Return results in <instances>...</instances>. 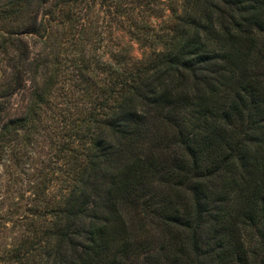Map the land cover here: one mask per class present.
I'll use <instances>...</instances> for the list:
<instances>
[{"label": "trees", "instance_id": "trees-1", "mask_svg": "<svg viewBox=\"0 0 264 264\" xmlns=\"http://www.w3.org/2000/svg\"><path fill=\"white\" fill-rule=\"evenodd\" d=\"M96 8L142 58L118 45L85 56L75 38ZM51 26L77 45L68 114L55 103L61 64L24 39ZM45 143L50 159L13 179L33 228L20 264H134L141 220L162 242L144 264H264V0H0L7 176Z\"/></svg>", "mask_w": 264, "mask_h": 264}, {"label": "rangeland", "instance_id": "rangeland-1", "mask_svg": "<svg viewBox=\"0 0 264 264\" xmlns=\"http://www.w3.org/2000/svg\"><path fill=\"white\" fill-rule=\"evenodd\" d=\"M48 7L49 6H47L46 9H48ZM105 12V8L101 10L96 8L93 13H88L89 15L86 16V19L89 18L87 27L83 28V34L81 37L75 38L76 41L79 39V43H84V46L87 47L88 52L85 56L89 57V49L96 51L100 56H104L103 52L108 51L110 47H117L118 45L122 49L131 52L135 57L142 58V47L134 44L129 35H126L125 37L122 34L115 35L114 37L110 36V30L107 27L108 19L103 21L106 14ZM155 19L156 18H154L150 24L155 25ZM147 23V15L137 19V24L141 26ZM50 29L48 39L47 34L43 32L24 36V39L28 43L33 57H47L49 60L61 64L60 75L56 82L59 90L58 93L60 92L59 94L61 97L58 98L55 103H58L59 109L68 114V110L69 112L72 111L70 108L75 106H73L74 96H71L72 94H70L72 92L70 85L72 86L75 83V80H72V74L75 72V59L78 57L76 52L77 45L72 42H67V34L63 35L59 28L51 26ZM69 39L71 41V37ZM49 77L50 76L48 75V78ZM39 82L40 84L44 83L42 75L39 76ZM27 98V92H21L18 96L14 97L12 102L13 115H19L24 111ZM75 103L78 105V109L83 108V102L79 101V99ZM84 106L86 105L84 104ZM34 149L36 152L42 153V158L37 157L35 160L36 163L32 162L30 159H26V163L20 164L19 170L15 171V175L12 178L6 174L9 161L5 159L0 161V264H20L15 256L14 250H16L18 246L22 245V240H20L21 235L25 234V237H28L30 234L29 232H32L33 230V228H28V221H22L24 215L28 214L25 206L27 199L30 196V193H25V190H27L26 181L24 180L20 185H15L13 183V179L15 177L17 179V175L21 171L24 174L22 176L19 175L21 176L19 177L20 179L22 178L23 180L29 178V175L33 174V171L30 172L29 169L39 167L38 165H40V162H47V160L53 155L51 153H54V148L48 150L50 148L47 143L44 144V147L40 146V144L36 145ZM46 153H50L49 156H45ZM27 210H29L28 207ZM149 222L150 221L144 220L137 221V231L140 236L138 243L140 248L138 251L139 257L134 261V264H144L149 257L157 255L161 252L160 248L162 246V242L158 228L152 227ZM24 262L28 264L29 262H32V258L28 257Z\"/></svg>", "mask_w": 264, "mask_h": 264}]
</instances>
